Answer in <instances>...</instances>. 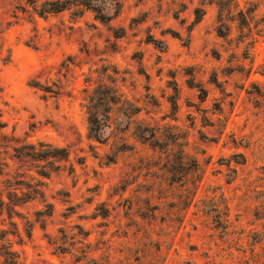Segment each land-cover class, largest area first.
I'll return each mask as SVG.
<instances>
[{"label": "rangeland", "instance_id": "374dc122", "mask_svg": "<svg viewBox=\"0 0 264 264\" xmlns=\"http://www.w3.org/2000/svg\"><path fill=\"white\" fill-rule=\"evenodd\" d=\"M45 1L0 0V264H264V0Z\"/></svg>", "mask_w": 264, "mask_h": 264}, {"label": "trees", "instance_id": "16d2710c", "mask_svg": "<svg viewBox=\"0 0 264 264\" xmlns=\"http://www.w3.org/2000/svg\"><path fill=\"white\" fill-rule=\"evenodd\" d=\"M97 1L102 0H52V1H45L41 4L40 9H38L36 6L34 8V11L39 16H44L46 14H53V13H59L69 8L70 5L75 6H81L88 10H91L95 13V16L100 21H105L107 19V16L102 12L100 7L96 4ZM35 89H38L42 91L44 94H54L57 95L60 91L59 86H55L57 90H51L48 86H43L37 81H33L30 84ZM87 115H88V124H89V135L90 137L94 138L95 140L99 141L100 139V132H101V123L100 121L103 118L108 117V109L111 105H114L117 103V94L116 92L111 89L110 87H107L105 85L99 86L91 95L87 98ZM5 127V123L2 121L0 117V139L4 138V135L2 133L3 128ZM13 150L16 152L17 148L13 147ZM60 152L64 153L62 158L66 159L68 158V154L65 152V150H60ZM8 168V163L4 160H0V176L8 175V173L4 172V169ZM9 183V182H7ZM15 185H25L27 186L26 182L22 180H17L14 183ZM14 185V186H15ZM13 186L9 185L8 187ZM18 188H13L11 191L7 192V202L4 201L3 195L0 191V215H2L3 211H9L11 213H16V207L20 206L24 203H26L28 200H25L27 198V194L22 193L21 196L18 195L16 192ZM33 193L42 195L43 193L38 189L34 188L32 190ZM29 198V197H28ZM47 209L45 211H38L36 212L37 215L43 216L46 215L50 217L52 215V209L51 205L46 204L45 206ZM10 225L15 226V223H11ZM3 233V236H0V240H7L6 234L7 232L4 230L0 231V234ZM28 237H30V234L28 233ZM5 263L7 264H18V256L15 252L9 251L5 254Z\"/></svg>", "mask_w": 264, "mask_h": 264}]
</instances>
